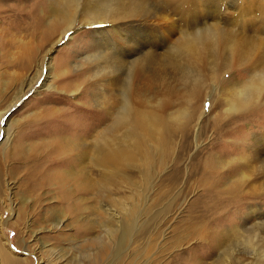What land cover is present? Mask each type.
I'll list each match as a JSON object with an SVG mask.
<instances>
[{
	"label": "rangeland",
	"instance_id": "obj_1",
	"mask_svg": "<svg viewBox=\"0 0 264 264\" xmlns=\"http://www.w3.org/2000/svg\"><path fill=\"white\" fill-rule=\"evenodd\" d=\"M58 1L0 0V264L4 253L15 264H264V171L242 160L264 141V89L228 110L264 71V0H142L150 14L174 10L171 42L155 28L163 19L136 29L127 18L118 29L79 16L69 30L54 17ZM222 33L186 73L185 42ZM100 35L114 51L132 47L126 37L133 47L163 42L145 94L172 98L165 145L117 168L99 169L82 151L110 124L102 105H120L124 89L100 81L103 68L90 62L104 50Z\"/></svg>",
	"mask_w": 264,
	"mask_h": 264
},
{
	"label": "bare ground",
	"instance_id": "obj_2",
	"mask_svg": "<svg viewBox=\"0 0 264 264\" xmlns=\"http://www.w3.org/2000/svg\"><path fill=\"white\" fill-rule=\"evenodd\" d=\"M137 1L139 0H134V2H130V3H127L128 1H125L127 3L126 4L125 2H123V0H60L57 2V9H56L57 14H55L54 17L59 18V19L62 18V22L68 24L69 30L73 26L75 21L78 20L79 16L82 17L83 22L84 21L91 22V23L94 22V24L96 25H103V24L109 25L110 24L111 28L115 27L118 29H120L121 26L127 24L128 19H130L131 26L136 29L145 27L148 24L153 23V21L155 24V22L159 21V19H163L164 23H166L164 27L163 25L159 26L161 24H158L157 26H155V28L157 31L164 34L167 41L171 42L172 37L176 35L175 33L177 32V29H178V28L176 29L177 25L175 24V21L173 20V17H172V13L174 10L168 11L167 9L165 10V8H162L163 10H161L160 12L157 11L154 14L152 13L153 14L152 15L148 12L144 4L145 3L144 1L141 0L139 3ZM171 1H172L171 3H174L175 1H178V0H171ZM185 1H187L188 3L191 2V0H185ZM141 2H144V3H141ZM142 4L144 5L142 6ZM218 19L219 20L222 19L221 14H219ZM112 32H115V31H112ZM116 32L118 34L119 33L123 34L124 36V33L122 31H116ZM101 34H103V32H101ZM118 34L116 35L117 37L120 36V35L118 36ZM129 36L130 35H128V37ZM226 39L227 37L223 33L211 39H207V38H205L204 40H193V39L187 40L186 39L187 40L185 42L186 46L185 44H183L185 48L183 47V50L181 49L183 53L182 55L183 58L181 59L184 60L185 62L187 61L186 62L187 64L189 63L190 65L194 66L193 68L191 67L192 69L185 67L184 69L186 70V73L190 74V73L196 72L195 66H199V60L203 58L207 44L215 43V42H223V41H226ZM145 41L141 39V42H145ZM124 42H132L134 44V40H131L130 38L128 39L127 37L125 38ZM99 43H100L99 47L104 48V50L101 51L99 54H97L92 61H90V62L95 63L97 67L99 66L101 69L103 68V74L99 75L100 77L99 80L105 81L109 85L111 83L116 85L119 81H123L124 89L118 93V95L119 94L121 95L119 99L120 105L118 103H113L112 106H108V105L106 106L105 104L102 105L106 107L107 109H110V111L107 113L110 117L109 119L111 120L110 124L107 127L96 129L95 130L96 133L92 136L91 139L84 140L82 144H83V147H86V148H84L85 150L82 149V151L85 153L89 150L92 153V156L94 158L92 160H94V162L97 164L99 169H102L103 167H107V168L116 167L117 168L119 166L130 165V163H132V161L134 160L135 162L138 160L136 162L138 163L139 162L138 157L144 156L145 152H147L146 147L148 146V150H149V146H151V144L155 143L158 146L165 145V142L167 141L166 139L168 137L166 139L163 137L165 133L164 134L162 133L161 125L164 119V113H165L164 110L167 107V105L171 102L172 98L171 97H161L160 98L159 97V95L161 94L160 90H157L152 95H150L148 98L145 94L147 91L146 86L150 81L149 79L150 70L149 69H152V65L155 64L154 59L156 55H152V53L155 52L156 50L153 49V47H157L163 42L160 44H156L155 42H153L155 43L153 44L151 42L150 44H153V46H150L148 42L144 43L143 45L136 46V47H133V44H131L132 46L131 48H130V45L129 46L127 45L126 47L124 48L121 47L116 51H114L115 48L111 46V43H113L111 42V40L110 42H103L102 35H100ZM181 46L180 48H182ZM233 49L235 53L236 51H238V47L237 48L234 47ZM126 53L128 54L126 55ZM128 58H131L132 61L127 60ZM181 59L179 62L182 61ZM170 60H172L170 64H173V63L175 65L178 64L177 63L178 61L176 62V59L173 60V58L170 57ZM231 60L233 61L234 59H231ZM128 63L130 66L128 67L126 71H124V68H126V65H128ZM102 65L104 66L102 67ZM197 69H199V67ZM256 70L253 71V79L251 83L250 84L247 83L245 90H243L244 94L243 95L238 94L236 97H233L232 100H230L231 101L230 107L228 108L229 112H235V111L237 112L243 109L244 107H246L250 102L256 101L257 98L260 97L261 92L264 89V71L257 72ZM124 73L126 74L125 75L126 78L124 77L125 79L122 78V74ZM198 75L200 76V74ZM185 77L188 78V76H185ZM192 83H194V81ZM191 94L199 96V91L197 89H191ZM138 99L140 101H138ZM145 102H148V104H150L149 108L144 107L143 103ZM153 102H155L156 104H154ZM180 116L182 115L180 114ZM169 125L170 124H168V126ZM168 126H166L167 129H168ZM255 142H256V146L254 148L255 154L253 155V157H249L248 159L246 158L242 160H244V162H246L245 164H247L248 166L252 168V171L257 170L258 172H261V171H264V147H261L260 145H263L264 141L256 140ZM76 148H78V145H76ZM79 148L81 149V147ZM51 153H53V150H51L48 153H45L44 155L40 153L37 155L36 158H34V161L45 159ZM69 161H70V156L66 155L65 162L69 163ZM211 161H210V164L208 163L209 164L208 168L209 169L211 168L210 170H213L214 175H215L216 173H218L217 171L219 170L217 168V165L215 166L214 165L215 163H213L215 162V160H213V162ZM256 161H258L259 163L258 167H255L254 165H252V163ZM243 176L245 175L243 174ZM3 260L5 261L6 264H15L13 258H11V256H9L8 253H4Z\"/></svg>",
	"mask_w": 264,
	"mask_h": 264
}]
</instances>
